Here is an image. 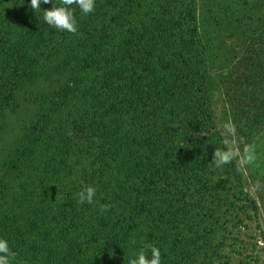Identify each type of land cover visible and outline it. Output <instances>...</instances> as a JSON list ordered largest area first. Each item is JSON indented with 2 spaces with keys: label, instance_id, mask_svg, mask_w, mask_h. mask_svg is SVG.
Listing matches in <instances>:
<instances>
[{
  "label": "trees",
  "instance_id": "16d2710c",
  "mask_svg": "<svg viewBox=\"0 0 264 264\" xmlns=\"http://www.w3.org/2000/svg\"><path fill=\"white\" fill-rule=\"evenodd\" d=\"M196 1L95 0L87 15L73 5V35L44 22L51 4L0 0V238L14 264H84L80 244L102 237L100 205L113 209L124 178L148 190L212 160L211 74L221 69L196 37ZM88 186L95 202L78 204Z\"/></svg>",
  "mask_w": 264,
  "mask_h": 264
},
{
  "label": "rangeland",
  "instance_id": "374dc122",
  "mask_svg": "<svg viewBox=\"0 0 264 264\" xmlns=\"http://www.w3.org/2000/svg\"><path fill=\"white\" fill-rule=\"evenodd\" d=\"M196 7V37L212 70L221 69L211 74L210 85L220 140L207 142L204 153L207 158L211 148L224 147L221 125L231 118L244 142L259 145L260 167L240 171L234 161L216 169L204 159V167L185 181L167 175L148 190L125 187L124 178L121 195L106 211L102 237L89 248L80 244L84 264H128L144 244L160 249L161 264H264V192H249L251 183L264 181V115L256 112V100L264 97V0H197ZM244 57L245 66L231 77L224 74ZM226 90L235 100V119Z\"/></svg>",
  "mask_w": 264,
  "mask_h": 264
},
{
  "label": "clouds",
  "instance_id": "9594fccd",
  "mask_svg": "<svg viewBox=\"0 0 264 264\" xmlns=\"http://www.w3.org/2000/svg\"><path fill=\"white\" fill-rule=\"evenodd\" d=\"M51 4L50 9L43 10L44 22L59 31L68 32L73 35H82L78 31V23L75 18L73 5L87 15L95 11V0H60L57 6L53 0H30V8L35 11L41 10V5ZM221 135L224 137V147L215 148L212 153L211 163L216 169L234 161L238 165V170L245 171L249 167H260L261 154L258 152L259 145L253 142H244L237 133V127L233 120L229 118L221 125ZM252 195L264 192V181L257 179L249 186ZM78 204H93L96 197V188L85 187L77 194ZM111 205H100V214L108 211ZM133 239L130 244H135ZM150 253V255H149ZM17 253L13 251L4 238H0V264H14ZM128 264H161L160 249L152 244H144L134 258L129 259Z\"/></svg>",
  "mask_w": 264,
  "mask_h": 264
}]
</instances>
